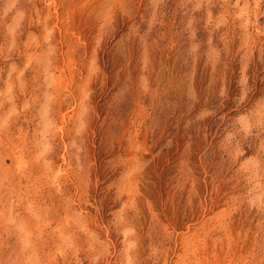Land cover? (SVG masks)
Listing matches in <instances>:
<instances>
[{
	"label": "rangeland",
	"instance_id": "rangeland-1",
	"mask_svg": "<svg viewBox=\"0 0 264 264\" xmlns=\"http://www.w3.org/2000/svg\"><path fill=\"white\" fill-rule=\"evenodd\" d=\"M0 264H264V0H0Z\"/></svg>",
	"mask_w": 264,
	"mask_h": 264
}]
</instances>
